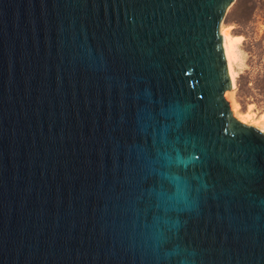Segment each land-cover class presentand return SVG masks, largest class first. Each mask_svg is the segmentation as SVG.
Masks as SVG:
<instances>
[{"label":"water","instance_id":"95a60500","mask_svg":"<svg viewBox=\"0 0 264 264\" xmlns=\"http://www.w3.org/2000/svg\"><path fill=\"white\" fill-rule=\"evenodd\" d=\"M234 1L0 0V264H264Z\"/></svg>","mask_w":264,"mask_h":264},{"label":"rangeland","instance_id":"374dc122","mask_svg":"<svg viewBox=\"0 0 264 264\" xmlns=\"http://www.w3.org/2000/svg\"><path fill=\"white\" fill-rule=\"evenodd\" d=\"M222 23L230 25L234 34L242 35L235 85L228 90L234 89L240 111H256L254 120L244 122L259 127L264 112V88L258 76L260 68H264V0H235ZM226 98L231 103L227 95Z\"/></svg>","mask_w":264,"mask_h":264},{"label":"bare ground","instance_id":"6f19581e","mask_svg":"<svg viewBox=\"0 0 264 264\" xmlns=\"http://www.w3.org/2000/svg\"><path fill=\"white\" fill-rule=\"evenodd\" d=\"M221 33L224 36V46L227 53L228 58V64H229V70L230 74L233 80V85H235V79H236V69H235V63H237L239 58V51H240V43L242 41V35L234 34L232 27L230 25H226L225 23L221 24ZM226 95L231 100V106L232 110L234 111L235 115L238 116L243 121H251L255 119L256 111L253 110H247L245 112H242L239 110V103L234 95V89L228 90L226 92ZM259 127L264 130V112L260 115Z\"/></svg>","mask_w":264,"mask_h":264},{"label":"trees","instance_id":"16d2710c","mask_svg":"<svg viewBox=\"0 0 264 264\" xmlns=\"http://www.w3.org/2000/svg\"><path fill=\"white\" fill-rule=\"evenodd\" d=\"M258 76L259 78L261 79L262 83L263 84V88H264V68H260L259 72H258Z\"/></svg>","mask_w":264,"mask_h":264}]
</instances>
